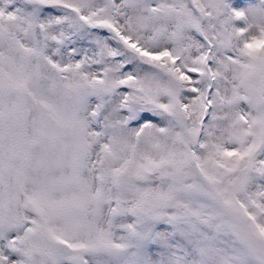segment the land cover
I'll return each instance as SVG.
<instances>
[{
	"label": "snow or ice",
	"instance_id": "obj_1",
	"mask_svg": "<svg viewBox=\"0 0 264 264\" xmlns=\"http://www.w3.org/2000/svg\"><path fill=\"white\" fill-rule=\"evenodd\" d=\"M0 264H264V0H0Z\"/></svg>",
	"mask_w": 264,
	"mask_h": 264
}]
</instances>
